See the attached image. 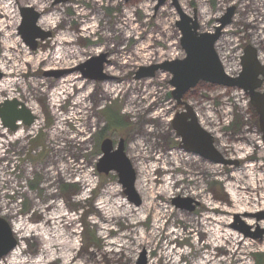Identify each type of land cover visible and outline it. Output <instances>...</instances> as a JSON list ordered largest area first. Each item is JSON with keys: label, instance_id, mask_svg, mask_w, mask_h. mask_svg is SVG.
<instances>
[{"label": "rangeland", "instance_id": "374dc122", "mask_svg": "<svg viewBox=\"0 0 264 264\" xmlns=\"http://www.w3.org/2000/svg\"><path fill=\"white\" fill-rule=\"evenodd\" d=\"M177 1L200 32L233 9L215 44L229 76L248 45L264 66V0ZM24 7L50 32L34 51L17 33ZM179 21L172 0H0V102L36 117L14 133L0 122V217L17 240L0 264H255L264 254V143L248 98L208 82L183 96L213 136L215 162L180 148L172 122L185 108L171 75L136 78L184 58ZM101 56L111 79L84 78L79 68ZM109 106L118 130L104 131ZM106 138L124 141L141 206L115 172L97 173Z\"/></svg>", "mask_w": 264, "mask_h": 264}, {"label": "water", "instance_id": "95a60500", "mask_svg": "<svg viewBox=\"0 0 264 264\" xmlns=\"http://www.w3.org/2000/svg\"><path fill=\"white\" fill-rule=\"evenodd\" d=\"M67 1L61 0V2ZM166 1L158 0V5L161 6ZM172 4L180 16V21L176 23V26L181 34L179 43L184 52V58L165 61L149 68H141L136 78H151L158 71L168 72L171 75L169 84L173 88L172 97L176 103L185 108V112L177 114L172 122L173 130L181 138L180 148L206 160L215 162L220 160V156L214 147L213 136L199 125L192 107L182 101L183 96L199 82H208L242 91L259 116V126L264 142V91H262L264 66L258 60L257 50L251 45L245 47L244 55L240 58L241 72L235 77L229 76L225 72L215 50V44L222 29L231 22L233 9L228 10V13L219 21L220 25L215 27L213 32H200L197 18L195 16L190 18L182 12L177 0H172ZM19 12L21 22L18 33L29 49L34 51L38 41L49 38L50 32H45L37 26L40 14L32 8L24 7ZM103 63L104 56L93 58L81 66L79 70L84 78L90 80L110 79L102 75ZM83 68H86V71ZM0 120L3 127L14 132L18 127V121L25 126H30L35 117L21 102L5 100L0 103ZM100 152L101 157L96 165L97 173L107 175L110 172H115L118 183L123 187L128 201L140 206L141 200L135 189L136 172L125 153L124 141L120 140L114 147L112 141L106 138L100 144ZM189 209L192 208L189 207ZM16 246L17 240L14 238L8 222L0 217V260L6 257ZM138 264H144V260L141 259Z\"/></svg>", "mask_w": 264, "mask_h": 264}, {"label": "trees", "instance_id": "16d2710c", "mask_svg": "<svg viewBox=\"0 0 264 264\" xmlns=\"http://www.w3.org/2000/svg\"><path fill=\"white\" fill-rule=\"evenodd\" d=\"M114 107H108L105 111V117H106V130H118L121 126H124L123 117L119 114V109H114ZM259 134V132L257 133ZM253 260L255 264H264V254L256 253L253 255Z\"/></svg>", "mask_w": 264, "mask_h": 264}, {"label": "bare ground", "instance_id": "6f19581e", "mask_svg": "<svg viewBox=\"0 0 264 264\" xmlns=\"http://www.w3.org/2000/svg\"><path fill=\"white\" fill-rule=\"evenodd\" d=\"M20 14V13H19ZM20 21H21V19H20ZM19 28V27H18ZM18 28H17V33H18ZM18 35H19V33H18ZM20 36V35H19ZM20 38H21V36H20ZM21 41H22V43L27 47V48H29L24 42H23V40H22V38H21ZM110 78V77H109ZM111 79V78H110ZM110 79H108V80H110ZM7 100V99H6ZM13 100H16V99H13ZM8 101H11V100H8ZM3 102V101H2ZM1 103V102H0ZM23 104V103H22ZM30 111V110H29ZM31 112V111H30ZM31 114L33 115V113L31 112ZM34 116V115H33ZM35 117V116H34ZM35 120H36V117H35ZM34 120V121H35ZM198 120V119H197ZM0 122H1V120H0ZM18 123H21V124H23L22 122H20V121H18L17 122V124ZM34 123V122H33ZM32 123V124H33ZM199 123V122H198ZM31 124V125H32ZM1 125H2V122H1ZM24 125V124H23ZM30 125V126H31ZM200 125V124H199ZM25 126V125H24ZM30 126H26V127H30ZM201 126V125H200ZM2 127H3V125H2ZM4 129H7V128H5V127H3ZM8 130V129H7ZM9 131V130H8ZM15 132V131H14ZM260 134H261V139H262V133H261V131H260ZM262 142H263V139H262ZM264 143V142H263ZM187 152V151H186ZM192 154V153H191ZM194 155H196V154H194ZM198 156V155H197ZM200 157V156H199ZM129 203V202H128ZM141 204H142V202H141ZM141 204H140V206H141ZM16 248V247H15Z\"/></svg>", "mask_w": 264, "mask_h": 264}, {"label": "flooded vegetation", "instance_id": "af4514ba", "mask_svg": "<svg viewBox=\"0 0 264 264\" xmlns=\"http://www.w3.org/2000/svg\"><path fill=\"white\" fill-rule=\"evenodd\" d=\"M0 74L2 75L3 73L0 71ZM3 78H4V74H3V77L0 78V80H2ZM7 100H9V99H7ZM11 100H13V99H11ZM18 102H19V101H18ZM17 126H18V127H17L16 131H17L18 129L22 128V127L26 128V126H24V125L21 124V123H18ZM16 131H15V132H16ZM9 132H10V131H9ZM13 133H14V132H13ZM189 155H192V156H196V157H197V155H193V154H190V153H189Z\"/></svg>", "mask_w": 264, "mask_h": 264}]
</instances>
